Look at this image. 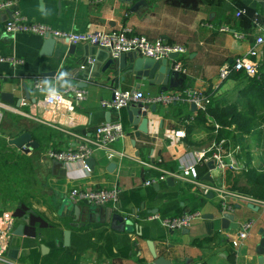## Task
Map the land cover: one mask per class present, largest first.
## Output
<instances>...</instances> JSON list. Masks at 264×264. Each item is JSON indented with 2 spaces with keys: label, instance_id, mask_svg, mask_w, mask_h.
<instances>
[{
  "label": "crops",
  "instance_id": "obj_1",
  "mask_svg": "<svg viewBox=\"0 0 264 264\" xmlns=\"http://www.w3.org/2000/svg\"><path fill=\"white\" fill-rule=\"evenodd\" d=\"M14 1L16 8L32 22L74 32L112 31L125 27L150 40L182 45L186 53L178 57L185 72H179L180 75L173 78L168 90L163 91L160 85L148 81H141L140 88L135 89L138 81L132 74L124 75L125 69L119 70L118 60L102 72L109 59L106 50L79 43L70 52L71 44L56 38L57 45L52 54L43 55L44 37L6 33L4 24L11 14L9 11L0 12V54L3 57L0 62V98L3 93H9L10 103L21 110L16 114L21 116L18 120L13 116L4 120L0 134L9 143L11 138L39 126L52 129L53 136L39 150L35 148L26 153L9 145L32 159L35 183L26 194L31 211L63 232L55 241L57 235H50L46 229L42 241L41 237L28 231L26 222L18 217L8 258L14 264H53V259L64 250L80 253L79 264H154L155 258L148 244L150 240L157 256L164 257L171 264H258L257 248L264 237V206L255 205L259 207L255 210L249 207V203H236L234 220L228 227H223L218 199L213 195L202 197L198 187L173 177L172 184L167 178L158 183V188L154 186L156 183L151 185L154 190L145 186L149 178L160 176L155 175V171L161 173L142 162L157 163L164 168L161 164L173 161L178 170L180 161L190 152L212 144L215 136L207 128L212 126V118L207 117L205 123L195 124L188 132V125L198 111L195 105L187 102L170 105L145 103L149 107V132L136 137L138 126L129 122L126 108L116 114L104 109L100 102L110 99L116 90H141L149 96L183 91L186 78L192 82L189 87L212 94L214 99H220V103L240 99V92L249 83L248 79L229 77L223 80L219 72L222 65L231 63L236 56H248L257 62L259 75L264 73V46L256 42L261 30L255 22L257 18L264 19V0H145L137 8L135 4L139 0H110L101 4H95L93 0ZM224 5L231 9L223 12ZM239 10L245 12L238 16ZM221 26H229L243 37L221 31L218 29ZM252 49L257 50V56L250 55ZM91 55L98 60L94 71L81 70L85 58ZM12 58L20 62L13 64ZM50 72L53 75H48ZM78 72L80 75L76 79ZM61 73L66 75L61 78ZM36 77L42 79L41 90L34 87ZM65 79L69 80L67 87L87 83V98L76 103L71 111L44 103L46 92L51 87L59 88ZM154 105L155 112L152 111ZM118 117L126 127V135L115 143V147L123 150L126 158L109 160L104 152L98 151L93 155L94 165L87 171L80 164H67L46 155L48 147L64 149L78 143L65 130L91 136L108 118L112 121ZM261 128L264 129V123ZM177 131L184 132V136L177 137ZM223 137H232V134ZM188 138L197 144L189 145ZM111 162L117 164L113 170L108 169ZM209 170L207 165L200 167L203 179ZM231 174L219 175L214 171L211 178L232 186ZM114 185L123 189L117 205L90 206L73 199L71 194L74 188H109ZM196 196L203 198L202 204L191 209ZM177 203L181 214L201 208L202 219L182 230H167L148 219L150 214H161V208ZM16 205V201H0V215L7 208L16 211ZM108 211L110 214L120 213L131 224H127L123 231L114 228L107 216ZM142 213L146 218H141ZM246 220L253 221L251 233L235 248L232 239ZM21 224L24 228L19 234L17 228ZM67 230L71 232V239L65 245Z\"/></svg>",
  "mask_w": 264,
  "mask_h": 264
},
{
  "label": "built area",
  "instance_id": "obj_2",
  "mask_svg": "<svg viewBox=\"0 0 264 264\" xmlns=\"http://www.w3.org/2000/svg\"><path fill=\"white\" fill-rule=\"evenodd\" d=\"M108 1L110 0H93L95 4ZM2 11L12 12L4 24V31L10 35L28 33L44 37L47 34H51L56 38L66 40L70 44L86 43L97 46L108 51L110 56L115 59L119 58L122 53L138 51L144 57L160 60L168 57L170 53L177 52L178 56L173 60L174 68L179 72H185L181 60L178 59L179 56L186 53V48L182 45H172L160 39L150 40L143 35L133 34L129 28L125 27L121 30L93 32H74L56 29L43 23L27 20L16 8L14 0H0V12ZM244 12L245 10H239L237 15L240 16ZM255 22L260 26L261 30V34L258 36L256 42L258 45L264 46V24L258 18ZM218 29L233 32L239 38L243 37V34L232 30L229 26H221ZM250 55L257 56V50L252 49ZM1 61H3V57L0 54ZM12 61L13 64L20 62L16 58H12ZM94 62V57L85 58L80 66L81 70L86 69L88 65H92ZM234 71H244L250 77L259 76L257 62L248 56H236L231 63L222 65L219 72L220 78L226 80ZM34 87L38 90L43 88L41 78H35ZM87 96L88 90L80 88L78 85L62 88L51 87L46 92L44 103L48 106L71 111L75 109L76 103L85 100ZM138 102L162 105L187 102L195 105L197 109L205 110L212 104V99L203 91L189 87L179 92H162L152 96L146 95L141 90H116L110 99H103L100 103L109 112L119 114L122 109L132 103ZM20 112L19 106L0 98V128L7 113L19 114ZM210 120V124L214 126L215 131L221 128L219 124L212 119ZM65 131L73 136L78 143L64 149L48 147L46 149L48 158L67 164L77 163L83 166L85 170L90 171L91 168L86 163V160L98 151L104 152L109 160H122L127 157L123 150L115 147V143L126 135V127L119 117L112 121L103 122L97 126L94 134L91 136L79 135L68 130ZM176 136L182 137L184 136V132L177 131ZM242 155L243 145L240 142H235L232 137H222L217 141H213L207 148L190 152L189 156L187 155L186 158L180 161L181 165L176 171L161 168L157 163L142 162L148 168L158 170L161 173L159 177H151L145 181V186L165 181L169 177L181 179L198 187L200 194L204 198L213 194V197L218 199L220 218H224L226 214H233L236 203L264 206L263 199L240 192L222 181H214V179L212 182L207 181L200 174V167L207 165L209 161H212L214 164V168L209 170L210 174L214 171H217L219 175L224 173L240 174L248 171L250 166ZM122 192L123 189L120 186L114 185L109 188H74L71 194L73 199L78 202L99 207L109 204L117 205ZM202 217L203 210L197 208L186 211L178 216H163L159 212H155L150 214L148 219L150 221H157L161 227L167 230H182L192 227ZM17 219L15 208L12 207L4 210L0 215V264H14L8 258V250ZM252 227L253 221L251 220H246L241 223L238 233L232 239V244L235 248H238L248 238Z\"/></svg>",
  "mask_w": 264,
  "mask_h": 264
},
{
  "label": "trees",
  "instance_id": "obj_3",
  "mask_svg": "<svg viewBox=\"0 0 264 264\" xmlns=\"http://www.w3.org/2000/svg\"><path fill=\"white\" fill-rule=\"evenodd\" d=\"M231 9L229 5L223 6V12ZM261 19V18H260ZM264 24V19H261ZM229 77L247 78L248 82L242 88L241 98L220 103V99H214L212 94H208L212 99V104L205 110L198 109L194 120L188 125V132L195 125H202L207 121V117L212 118L214 122L221 128L215 131L213 126L207 127L215 136L213 141L221 139L223 136L232 134L235 142L240 141L242 135L251 134L257 127L264 123V73H260L257 77H250L244 71H234ZM228 77V78H229ZM192 82L188 78L185 79L183 89L189 88ZM11 116L18 120L19 115L7 113L5 119L10 120ZM5 121H3L1 127ZM210 125V124H209ZM234 126V129H232ZM3 129V128H2ZM33 138L39 143L37 150L45 146L53 136V131L49 127L39 126L31 131ZM264 136V129L261 128L259 133ZM241 142V141H240ZM189 145H196L192 139H187ZM239 143V142H238ZM245 147L243 146V150ZM247 161V160H246ZM249 164V162L247 161ZM162 167L169 170H176V163L168 162L161 164ZM248 171L240 174H231L232 188L252 195L256 198L264 200V165L255 168L249 164ZM155 175L158 172H154ZM35 183L32 159L24 154L17 152L16 148L9 145L7 139L0 134V201L3 203L8 201H16V215L21 221L26 222V229L37 237H43L45 230H49L50 235H57L55 241L61 238L62 230L47 223L39 214L31 211L26 201V194ZM151 189L154 190L153 186ZM203 198L193 197L191 209L198 207ZM168 206V205H166ZM176 206V208H175ZM180 205L173 204L166 208H161L163 216H178ZM176 209V210H175ZM174 210V211H172ZM145 217V213L141 214V218ZM139 217V219H141ZM157 222V221H152ZM42 241L44 239L42 238ZM80 253H67L62 250L57 257L53 259V264H79Z\"/></svg>",
  "mask_w": 264,
  "mask_h": 264
},
{
  "label": "water",
  "instance_id": "obj_4",
  "mask_svg": "<svg viewBox=\"0 0 264 264\" xmlns=\"http://www.w3.org/2000/svg\"><path fill=\"white\" fill-rule=\"evenodd\" d=\"M145 0H139L136 2L135 7H139L140 4L144 3ZM10 14H12L11 11H9ZM57 45V39L51 34H47L44 36L43 41V55H51L53 49ZM75 48V44L70 45V52H73ZM109 59H107L105 65L103 66L102 72H105L109 66L114 63L115 60H118L119 62V70H124V75L126 74H132L135 79L138 81L136 84L135 89L140 88V82L141 81H148L149 83L160 85L162 87L163 91L168 90L169 86L172 85L173 78L175 76H179L180 73L174 68L173 60L178 56L177 52L170 53L168 57L157 60L150 57H144L141 56L138 51L130 52V53H122L119 58L115 59L112 58L108 51H106ZM88 57H94V56H88ZM95 62L92 65H88L85 70H93L97 66L98 60L96 57ZM129 62V66H128ZM129 67V68H128ZM118 68H115L114 70H117ZM89 73V72H86ZM91 74V73H90ZM48 75H53V73H48ZM80 72L76 73L75 78H79ZM92 79V78H91ZM69 82L68 79H65L59 86V88L64 87ZM78 86L80 88H85L87 86V83H79ZM26 91L28 90L27 86H25ZM2 99L7 102H12L10 99L9 93H3ZM129 122L133 125L138 126V130L135 132L136 137H139L141 133L147 134L149 132V118H148V110L149 107L142 102L138 103H132L128 107H126ZM152 111H156V106L154 105L152 107ZM111 115V114H109ZM108 121H110V118H108ZM9 143L11 145H14L18 147L19 149L23 150L26 153H29L31 150L38 147L39 143L33 139V136L31 132L24 131L18 136H15L9 140ZM86 163L89 165V167H92L95 163L94 157L91 156L87 158ZM208 167L210 169L214 168V164L212 161H209L207 163ZM117 167V164L114 162H111L108 166L109 170H113ZM204 179L212 182L213 179L211 178V174L208 173L204 176ZM167 182L169 184L173 183L172 178H168ZM156 188H158L160 185L156 183L154 185ZM213 194H210L209 197H212ZM250 208H254L255 210H258L259 207L254 204H249ZM110 218V222L112 226L118 230H125L127 224H131V221L125 220L123 215L117 212H112L110 214V211L107 213ZM234 220L233 214H226L224 218H222L223 227H228L229 222ZM24 225L21 224L17 228V233L22 234ZM71 239V232L69 230L65 231L64 233V244L68 245ZM152 255L155 258L154 264H171L169 260H166L164 257L157 256V253L155 252V248L153 246V242L149 240L148 242ZM257 254L259 255L258 258V264H264V237L262 239L261 244L257 248Z\"/></svg>",
  "mask_w": 264,
  "mask_h": 264
},
{
  "label": "rangeland",
  "instance_id": "obj_5",
  "mask_svg": "<svg viewBox=\"0 0 264 264\" xmlns=\"http://www.w3.org/2000/svg\"><path fill=\"white\" fill-rule=\"evenodd\" d=\"M261 127L256 128L249 135L241 136V144L245 147L243 150L244 158L249 162L251 166L255 165V168H259L264 165V139L260 135Z\"/></svg>",
  "mask_w": 264,
  "mask_h": 264
},
{
  "label": "clouds",
  "instance_id": "obj_6",
  "mask_svg": "<svg viewBox=\"0 0 264 264\" xmlns=\"http://www.w3.org/2000/svg\"><path fill=\"white\" fill-rule=\"evenodd\" d=\"M64 75H66V73H61V74H60L61 78H62Z\"/></svg>",
  "mask_w": 264,
  "mask_h": 264
}]
</instances>
